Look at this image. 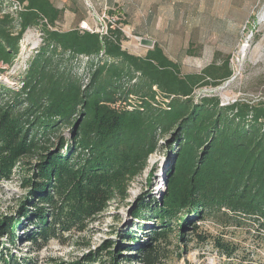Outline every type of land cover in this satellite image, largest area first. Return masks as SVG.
<instances>
[{"label": "trees", "instance_id": "obj_1", "mask_svg": "<svg viewBox=\"0 0 264 264\" xmlns=\"http://www.w3.org/2000/svg\"><path fill=\"white\" fill-rule=\"evenodd\" d=\"M19 1L24 8L14 13L0 0V61L13 64L31 26L40 27L42 42L21 86L0 81V185L17 171L30 194L18 217L0 218L1 235L15 244L17 225L29 218L36 229L27 240L39 248L52 238L66 244L65 232L88 230L113 201L128 196L160 147L169 159L165 192L134 212L152 214L157 226L146 243L126 233V261L160 264L163 242L173 235L186 250L189 234L201 242L212 237L220 253L237 255L239 245L199 232L210 215L253 220L264 230V100L221 105L218 96H195L197 88L232 76L229 57L184 72L157 42L143 55L123 48L128 37L119 24L127 21L120 17L106 32L65 30L58 27L65 8L51 0ZM79 56L88 58L84 76L71 67ZM109 254L111 264H120ZM96 260L90 252L51 264ZM0 264L37 262L0 251Z\"/></svg>", "mask_w": 264, "mask_h": 264}, {"label": "rangeland", "instance_id": "obj_2", "mask_svg": "<svg viewBox=\"0 0 264 264\" xmlns=\"http://www.w3.org/2000/svg\"><path fill=\"white\" fill-rule=\"evenodd\" d=\"M197 1L201 9L198 16L200 25L189 32L193 37L192 42H188L185 38L189 33L180 30V26L177 25L174 27L175 30L162 33L150 31L149 34L154 38L165 40L164 50L170 57L182 63L184 72H200L207 65L215 61L221 64L229 57L232 76L218 86L197 88L196 97L205 94L218 96L224 101L238 99L251 103L264 100V0H195V3ZM78 3L81 8L77 15L63 19V22H66L65 27H80L87 8L89 12L85 21L92 29L100 31L105 30L109 22L124 17L116 9L105 8L101 4L100 7L95 6L91 0H81ZM170 3L177 4V1L170 0ZM167 5L164 7L165 14H171ZM155 9V7L136 8L131 14L153 12ZM129 17H126L128 21ZM131 19L133 20L134 16ZM119 25L128 37L123 42V48L132 53L145 54L149 47L141 44L140 40V35L145 33L132 30L130 25ZM41 39L39 26H31L26 30L20 52L13 64L7 65L0 61V65L4 66V70L0 71L1 82L17 86L16 82L22 76L25 64H29V60L42 42ZM87 59L86 56H79L71 65L79 76H84L87 72ZM63 134L69 136L66 128ZM167 156L165 147H160L150 155L144 172L130 184L128 196L123 200L113 201L88 230L65 232L66 244H61L52 238L39 248L27 240L28 234L36 228L32 220L25 218L16 227L18 237L15 244L9 242L6 235L0 234V251L4 255L14 254L19 258H34L37 264L75 261L90 252L97 257L94 264H111L109 252L113 251L120 264H131L125 260L130 244L126 233L136 234L146 243L151 236L149 231L156 228L157 221L152 214L144 212L143 215L136 217L134 212L142 200L154 205L157 199L162 198L167 183L166 171L169 167ZM29 197V188L21 185L20 174L15 171L11 180L4 181L0 185V218L18 217L21 204L29 201ZM199 225L200 233L221 236L230 243L239 245L241 251L237 255L227 257L217 250L212 237L201 242L190 234L185 250L182 244L178 248L181 242L172 235L170 238L172 242H163L161 246L163 255L160 264H227L229 262L240 264L242 259L251 260L253 264H264V230H259V223L243 219L229 221L228 217L219 213L207 216L199 222ZM106 243L110 244V247L105 249L103 245ZM137 246L139 245H135ZM52 258L54 260H51Z\"/></svg>", "mask_w": 264, "mask_h": 264}, {"label": "crops", "instance_id": "obj_3", "mask_svg": "<svg viewBox=\"0 0 264 264\" xmlns=\"http://www.w3.org/2000/svg\"><path fill=\"white\" fill-rule=\"evenodd\" d=\"M56 6L60 8H65L64 18L67 16L77 15L81 6H79V1L81 0H51ZM94 2V5L100 7H109L111 9H116L119 11L121 15L124 17V20H127L126 17H129V21L127 20L126 25H130L132 30L136 32H144V35H140V37H149L154 40V42L159 43L163 47L164 39L154 38L150 31L153 32H165L175 30V25L180 26V30L184 32L193 31L198 25H200L199 16V1L195 3V0H176L177 4H171L170 0H91ZM168 3V5H167ZM169 7V11L171 14H165L164 7ZM201 6V5H200ZM83 7V4H82ZM141 7H155V11H145L143 14L140 12H136L135 14H131L136 11V8ZM83 8L86 9L84 6ZM87 12H89L87 8ZM87 12L84 14L81 20H87ZM134 16L132 20L131 17ZM86 17V18H85ZM139 19V21H138ZM140 22V23H138ZM66 22H61L58 27L61 29H72L74 27H65ZM178 28H176L177 30ZM188 42H192V38L190 33L188 36H185ZM164 48V47H163ZM166 52V51H165ZM172 58V57H171ZM174 59V58H173ZM176 60V59H174ZM178 61V60H176Z\"/></svg>", "mask_w": 264, "mask_h": 264}, {"label": "built area", "instance_id": "obj_4", "mask_svg": "<svg viewBox=\"0 0 264 264\" xmlns=\"http://www.w3.org/2000/svg\"><path fill=\"white\" fill-rule=\"evenodd\" d=\"M8 3H10L11 4V8H10V10L12 11V12H14V13H17L18 11H21V10H23V8H24V4L23 3H21L19 0H8ZM111 21V20H110ZM112 23H114V22H112ZM80 27L81 28H83V29H87V30H90V31H100V30H98V29H92L90 26H89V23H87L85 20L83 21V24L82 25H80ZM107 31V26H106V29L105 30H102L101 32H106ZM141 39V38H140ZM42 40V39H41ZM23 41V40H22ZM0 66H2V68L4 67L3 66V64H1ZM27 68H28V64H25V66H24V72L27 70ZM23 72V73H24ZM8 79V78H7ZM7 81V80H6ZM8 82V81H7ZM9 83V82H8ZM16 85L17 86H15V87H19V86H21L22 85V83H19V81H17L16 82ZM205 95V94H204ZM204 95H201V96H204ZM199 97H200V95H199ZM237 101H240V100H238V99H232L231 101L230 100H228V101H224V100H222L221 99V105H227V104H232V103H235V102H237ZM246 102H248V103H251V102H249V101H246Z\"/></svg>", "mask_w": 264, "mask_h": 264}, {"label": "water", "instance_id": "obj_5", "mask_svg": "<svg viewBox=\"0 0 264 264\" xmlns=\"http://www.w3.org/2000/svg\"><path fill=\"white\" fill-rule=\"evenodd\" d=\"M141 44L148 46L149 48H152L154 46V40L147 37H141Z\"/></svg>", "mask_w": 264, "mask_h": 264}, {"label": "bare ground", "instance_id": "obj_6", "mask_svg": "<svg viewBox=\"0 0 264 264\" xmlns=\"http://www.w3.org/2000/svg\"><path fill=\"white\" fill-rule=\"evenodd\" d=\"M160 186V185H159ZM160 188H162L161 186H160Z\"/></svg>", "mask_w": 264, "mask_h": 264}]
</instances>
